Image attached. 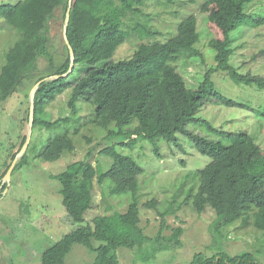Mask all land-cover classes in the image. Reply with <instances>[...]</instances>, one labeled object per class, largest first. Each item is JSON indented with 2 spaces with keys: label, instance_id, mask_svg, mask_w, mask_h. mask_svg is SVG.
Here are the masks:
<instances>
[{
  "label": "trees",
  "instance_id": "obj_1",
  "mask_svg": "<svg viewBox=\"0 0 264 264\" xmlns=\"http://www.w3.org/2000/svg\"><path fill=\"white\" fill-rule=\"evenodd\" d=\"M255 1L258 0H214L217 9L207 19L216 24L222 37L211 39L208 44L215 52V69L226 71L236 83L264 89L262 76L238 72L231 61L234 50L230 33L248 23H264V17L250 15L247 11ZM145 2L71 1L67 37L75 56L74 66L66 76L50 78L39 84L34 99L32 131L36 127L40 130L50 129L61 126L60 122L79 121L78 103L85 102L91 105V109L87 107L88 121L105 130V134L102 141L88 148L83 159L69 163L61 172L50 175L60 182L58 190L68 218L75 223L85 221L86 224L79 225L46 248L41 255V264H64L63 259L74 244H81L94 253L91 264H119L115 253L119 247L136 249L144 262L158 251L181 246V227L173 229L169 236L163 235L161 229L153 237L144 233L140 226L137 200L138 175L142 167L133 157L117 150V145L132 148L138 142L148 140L153 144L155 153H158L156 140L161 138L179 146L177 134L186 135L198 153L211 158L203 167L192 172V179H197V186L191 183L185 197L186 201L191 200L192 209L197 214L207 208L214 211L216 217L210 225L212 233L216 230L219 234V230L239 221L242 226L251 225L258 230L260 234L256 238L264 242V151L244 129L227 132L212 127L203 118L195 117L207 100L226 107L243 104L219 94L209 74L196 87L189 88L183 75L173 66L181 57L192 52L199 53L194 44L198 40L196 18L193 15L182 18L175 35L164 42L150 39L136 45L129 58L110 60L117 46L130 33L125 20L139 16ZM67 5L68 0H19L14 4H0V16L21 33L6 51L0 69V102L24 85L27 86L24 88L27 98L35 82L68 70L67 47L63 43L65 59L55 63L47 34L55 12L59 10L63 21ZM135 30L141 37L156 34L137 23ZM40 58L48 61L43 74L38 71ZM77 64L84 65L81 70L83 75L77 80L70 79ZM67 89L70 92L66 104L72 118L68 116L50 120L45 105ZM25 112L26 121L28 106ZM193 121L204 123L213 132L224 136L227 143L188 130L187 125ZM25 137L22 136L18 150ZM86 140L89 141V138ZM31 144L30 141L27 152L34 149ZM73 150V139L65 132L51 137L35 157L43 162H52ZM94 150L109 158V164L103 167L99 163H92L89 159ZM10 163L6 165L1 179ZM71 183L77 184L83 193L77 195L73 192ZM96 185L102 188L104 198L107 194L116 197L129 193L130 202L125 210L108 212L113 208L105 199V213L85 219V213L92 208L93 203L89 190ZM158 204L156 199H150L143 205L155 208L163 225L166 215L175 213L179 206L173 208L169 204L160 210ZM92 241L97 244L94 245ZM198 258L201 259L200 254L195 253L188 264H255L254 253L249 250L233 255L218 253L200 261Z\"/></svg>",
  "mask_w": 264,
  "mask_h": 264
},
{
  "label": "rangeland",
  "instance_id": "obj_2",
  "mask_svg": "<svg viewBox=\"0 0 264 264\" xmlns=\"http://www.w3.org/2000/svg\"><path fill=\"white\" fill-rule=\"evenodd\" d=\"M18 1L0 0V4H14ZM145 4L139 16L125 20L130 33L128 38L117 46L110 60L129 58L135 51V46L141 42L150 39L159 42L168 40L175 35L182 18L193 15L198 32V40L194 44L199 53L192 52L186 57H181L173 66L183 75L189 88L196 87L198 82L209 74L213 87L219 94L243 104L226 107L207 100L195 113V117L203 118L212 127L227 132L244 129L264 151V89L236 83L226 71L215 69V52L208 42L221 38L222 35L216 24L207 19L208 15L217 9L214 0H146ZM247 11L250 15L264 17V0L251 3ZM62 23L57 10L47 31L55 63L65 59ZM136 23L155 31L156 34L141 37L135 30ZM20 35L18 29L0 16V69L6 51L14 45ZM230 37L234 50L231 61L238 72L259 74L264 78V23H248L233 30ZM47 64V59H39V73L46 72ZM83 67L84 65L77 64L69 78L77 80L81 77ZM25 87L27 86H20L6 100L0 102V176L6 165L12 161L11 156L17 153L22 136L27 133V121L24 119L29 101L28 95L25 97ZM69 92L70 89H67L45 105L44 109L50 120L68 116L72 118L66 104ZM87 107L91 109L89 103H78L77 122H60L61 126H53L50 129L34 128L30 139L34 149L27 152V147L24 159L19 158L16 161L9 181L2 191L0 188V264H41V255L46 248L79 225L86 224L85 221L75 223L68 218L62 204V195L58 190L60 182L50 175L61 172L69 163L83 159L89 147L102 141L105 130L88 121ZM187 129L208 139L227 143L224 136L213 132L204 123L190 122ZM65 132L73 139L72 152H66L52 162H43L35 157L51 137ZM177 139L179 146L158 138V153H155L153 144L148 140L140 141L132 148L117 145L119 152L130 155L142 167V172L138 175L137 200L140 226L144 233L153 237L161 229L163 235L169 236L176 227L183 228L180 236L181 246L158 251L144 262L136 249H115L119 264H188L195 253L200 254V261L218 253L233 255L246 250L254 253L255 264H264V242L260 237L256 238L260 234L258 230L251 225L242 226L236 221L232 226L219 230V234L216 230L212 233L210 225L216 217L214 211L207 208L203 213L197 214L191 207V200H185L190 184L197 186V179H192V172L203 167L211 158L198 153L186 135L177 134ZM96 151L94 150L89 160L103 167L108 165L109 158ZM70 187L77 195L83 193L75 183H71ZM101 191L102 188L97 185L89 190L93 203L92 208L85 213V219L105 213L106 200L113 208L108 212L123 211L130 202L129 193L116 197L107 194L104 198ZM150 199L159 202L157 208L160 210H164L169 204L173 208H179L175 213L167 214L162 225L155 208L143 205ZM92 243L97 244L96 241ZM93 257L91 250L81 244H74L63 260L64 264H91Z\"/></svg>",
  "mask_w": 264,
  "mask_h": 264
},
{
  "label": "water",
  "instance_id": "obj_3",
  "mask_svg": "<svg viewBox=\"0 0 264 264\" xmlns=\"http://www.w3.org/2000/svg\"><path fill=\"white\" fill-rule=\"evenodd\" d=\"M71 1L72 0H68V5L65 11V16L63 19V23H62V37H63V41L65 46L67 47V51H68V56H69V67L68 70L61 74V75H53L50 77H44L40 80H38L37 82H35L32 87L30 88L29 92H28V119L27 121V133H26V137L24 139L23 144L21 145L20 149L17 151V153L15 154L14 158L12 159L10 165L8 166L5 174L2 176L1 179V185L0 188H2V186L4 184H6L9 181V177L11 174V171L16 163L17 160H19V158H21L24 154V152L26 151L28 144L30 142L31 139V133H32V126H33V121L32 119H34V99H35V93L36 90L39 86V84L44 81V80H48L50 78H59L61 76H66L69 72H71L73 66H74V52L73 49H71V45L69 43L68 37H67V26H68V22H69V11H70V5H71Z\"/></svg>",
  "mask_w": 264,
  "mask_h": 264
}]
</instances>
